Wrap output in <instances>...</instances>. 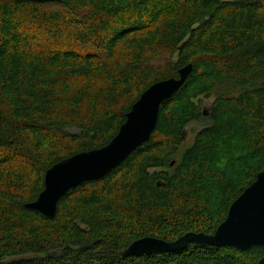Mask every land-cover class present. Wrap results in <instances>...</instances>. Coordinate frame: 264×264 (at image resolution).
Returning <instances> with one entry per match:
<instances>
[{
	"label": "trees",
	"instance_id": "1",
	"mask_svg": "<svg viewBox=\"0 0 264 264\" xmlns=\"http://www.w3.org/2000/svg\"><path fill=\"white\" fill-rule=\"evenodd\" d=\"M189 64L148 143L69 191L54 220L25 207L50 167L109 144ZM263 171L264 0H0V264H259L263 246L123 253L214 234Z\"/></svg>",
	"mask_w": 264,
	"mask_h": 264
},
{
	"label": "water",
	"instance_id": "2",
	"mask_svg": "<svg viewBox=\"0 0 264 264\" xmlns=\"http://www.w3.org/2000/svg\"><path fill=\"white\" fill-rule=\"evenodd\" d=\"M192 73L193 65L189 64L178 71L177 78L159 81L147 89L126 114V121L117 135L106 146L77 153L53 165L46 171L44 191L39 199L27 204L26 208L54 220L59 202L70 190L105 178L151 140L157 128L162 104L180 92ZM192 244L230 247L244 252L255 246L264 247V171L257 175L256 180L231 205L226 220L214 234L189 232L171 242L145 237L134 241L123 255L131 257L177 253L188 249ZM259 264H264V257Z\"/></svg>",
	"mask_w": 264,
	"mask_h": 264
},
{
	"label": "rangeland",
	"instance_id": "3",
	"mask_svg": "<svg viewBox=\"0 0 264 264\" xmlns=\"http://www.w3.org/2000/svg\"><path fill=\"white\" fill-rule=\"evenodd\" d=\"M198 102H201V106H202V110L208 112V109H210L214 103V98H207L202 96L200 99L197 100ZM199 125L198 124H192L190 125L187 130H186V134H185V146L190 145L193 142L194 139V135L196 133V131L199 129ZM73 132H78V130L76 129H72Z\"/></svg>",
	"mask_w": 264,
	"mask_h": 264
},
{
	"label": "bare ground",
	"instance_id": "4",
	"mask_svg": "<svg viewBox=\"0 0 264 264\" xmlns=\"http://www.w3.org/2000/svg\"><path fill=\"white\" fill-rule=\"evenodd\" d=\"M13 1H14V0H13ZM27 2H29V1H27ZM39 3H40V2H39ZM50 3H56V2H50ZM182 88H183V87H182ZM148 89H149V88H148ZM141 96H142V95H141ZM139 99H140V98H139ZM169 100H170V99H169ZM165 102H166V101H165ZM134 104H135V103H134ZM134 104H133V105H134ZM163 104H164V103H163ZM163 104H162V105H163ZM161 107H162V106H161ZM160 110H161V108H160ZM152 136H153V135H152ZM174 163H175V162H174ZM171 165H172V164H171ZM50 169H51V167H50L48 170H50ZM48 170H47V171H48ZM87 183H88V182H87ZM74 189H75V188H74ZM43 191H44V190H43ZM43 191H42V192H43ZM70 191H71V190H70ZM42 192H41V193H42ZM40 195H41V194H40ZM40 195L38 196L37 200L39 199ZM37 200H36V201H37ZM236 200H237V199H236ZM36 201H34V202H36ZM34 202H31V203H34ZM234 202H235V201H234ZM234 202H233V203H234ZM29 204H30V203H29ZM25 207H26V206H25Z\"/></svg>",
	"mask_w": 264,
	"mask_h": 264
}]
</instances>
